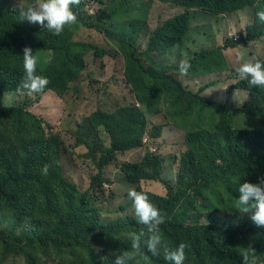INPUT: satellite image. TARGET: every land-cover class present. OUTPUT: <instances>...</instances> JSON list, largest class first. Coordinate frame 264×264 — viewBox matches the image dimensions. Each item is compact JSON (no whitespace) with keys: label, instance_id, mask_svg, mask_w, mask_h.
Returning a JSON list of instances; mask_svg holds the SVG:
<instances>
[{"label":"rangeland","instance_id":"obj_1","mask_svg":"<svg viewBox=\"0 0 264 264\" xmlns=\"http://www.w3.org/2000/svg\"><path fill=\"white\" fill-rule=\"evenodd\" d=\"M36 2L24 0L25 7ZM17 9L20 11L18 0H0V12ZM72 9L77 13V22L66 26L59 35L71 45L72 75L62 77L58 55L49 51L35 54L40 58L37 65L39 74L49 80L51 72H59L56 82L62 81L65 93L57 95L49 88L32 96H20L13 90L4 92L0 97L2 108L16 109L22 113L20 119L14 117V111L1 114L0 178H6L7 170L20 171L28 153L32 160H38L42 182L40 191L38 185L27 191L18 187V198L22 203L18 209H23L22 214L17 212L18 209L0 206V264H91L89 249L98 264H114V255L129 251L128 248L124 249L130 244L126 233L111 240L103 239V242H95L94 236L104 231L111 221L136 220L132 201L128 198L130 188L147 195L164 197L170 193L169 188L176 190L178 160L186 150V133L196 130L210 132L220 117L212 109L200 106L192 96L183 100L178 94H175V99L181 107H177L187 114L177 117L174 105L171 102L168 104L165 94L161 103L150 108L154 102L144 95L141 87L145 83L141 78L153 79L154 75L162 73L191 81L180 75L179 62L188 60L192 69L197 67L196 64L192 65L196 60L203 67H197L203 75L212 74L198 79V84L205 85L207 95L223 102L228 110L235 111L252 101L247 90L235 88L234 85L241 81L235 69L252 56L264 61V34L256 42H240L239 34L244 37L245 29L253 23L254 7L214 14L204 7H186L175 1L81 0L80 4L72 5ZM183 13L189 15L190 28L182 42L172 48L149 49V40L154 37V31ZM36 25L32 24V28H36ZM44 33L49 34L47 29ZM237 36L239 41L233 43L231 38L236 39ZM226 46L236 47L225 49ZM224 49L225 54L222 53ZM221 54L226 59V68L220 72H207L210 67H224ZM193 57L194 60L190 61ZM208 62L211 66L207 65ZM215 79H220V84L215 85ZM187 88L197 90L195 85ZM225 93H228L226 102L222 101ZM142 99L144 103L140 101ZM129 108L142 113L146 123L143 132L134 133L139 137H148L153 146L135 147L117 154L102 166L101 160L109 153L111 139L98 126V122H93L94 114L103 115L102 118L111 122L109 117ZM30 117L40 122L38 128L28 123L27 118ZM251 118L237 114L230 121L231 127L260 130L264 134V126H260L257 118ZM156 125H161L162 131L158 138L152 139L150 136L154 135L153 126ZM146 149L150 152L154 150L151 155L157 159L158 178L131 182L124 173L125 165L140 163ZM151 155L148 154L144 161ZM44 165L49 166L47 175L42 174ZM140 165H137L138 168ZM57 172L76 193L53 184L52 181L58 177ZM253 180L246 181L252 183ZM44 181L51 183L44 187ZM241 185L239 183L237 189L232 187L227 193L221 185L211 184L190 207L187 224L217 225L234 215L250 218L252 213L242 214L236 210L235 199H239L238 189ZM74 197L78 201L85 199L87 220L92 228L87 234L88 239L85 237L87 243L80 240L84 246L82 251L74 247L71 231L56 238L59 242L60 238L66 237L63 242L65 249L55 248L52 244L44 247L34 244L30 248L19 241L27 233L38 235L49 231L53 223L45 212L44 200L51 202L55 214L65 221V218L69 219L68 200ZM126 232L133 231L129 229ZM160 252L164 254L163 249ZM132 264H136V261H132Z\"/></svg>","mask_w":264,"mask_h":264},{"label":"trees","instance_id":"obj_2","mask_svg":"<svg viewBox=\"0 0 264 264\" xmlns=\"http://www.w3.org/2000/svg\"><path fill=\"white\" fill-rule=\"evenodd\" d=\"M158 2L175 1L189 7H204L214 14L237 12L249 7H254V20L252 25L245 29V36L239 34L241 42L255 41L264 34V24L257 18V12L264 10V0H156ZM189 15L178 14L166 22L161 28L154 31V37L149 40L148 48L152 51L158 47H174L180 44L188 31ZM38 29V31L36 30ZM32 28V24L20 23L19 10H9L0 12V97L4 92L15 91L24 78L23 69V49L29 47L33 54L42 52H52L58 55L61 63L59 68L63 75L71 76L73 70L70 65V43L67 39L44 33L39 27ZM204 55H207L204 53ZM221 58L224 60L222 54ZM194 58L191 60L193 61ZM264 62V61H263ZM203 68L200 62L193 61L192 65ZM208 66H211L209 62ZM192 67V71L197 69ZM209 71H222L224 67H210ZM66 69V70H65ZM37 75H40L38 70ZM59 72H51L50 85L44 89H52L57 95L65 93L62 81L57 79ZM138 78H141L138 77ZM145 83L144 95L153 100V108L162 102V95L174 105V114L179 117L187 114L182 112L181 106L175 99V94L180 95L183 100L192 96L197 103L206 108H213L219 114V120L210 131H189L185 135L184 145L186 150L181 153L178 160V175L176 176L177 189H170L166 197L160 195H148L149 200L162 213L165 222L160 225L163 245L169 249L177 247L181 242L189 245L186 249L185 264H242L241 253L243 247L251 244L257 255V264H264V227L258 228L252 221L248 222L247 217L234 215L217 225H192L187 224L186 216L190 207L197 202L202 193L211 184L221 185L228 193L233 188L237 189L239 183L251 180L252 184H258L259 177H264V134L260 130H237L231 127L230 121L236 114H243L259 120L260 126H264V87H254L247 80L239 81L235 88L247 90L252 98L249 104L244 105L241 110L228 112L223 107L207 102L182 89L181 84L170 75L158 73L153 79L141 78ZM67 82V81H66ZM150 82V83H148ZM142 103L144 99L140 100ZM180 106V107H177ZM160 108V107H158ZM188 110L186 107H182ZM12 112L14 117L20 119L21 114L16 109H4L0 105V117L4 112ZM103 115L94 114L93 122H98V126L110 136L111 147L108 155L103 158L101 165L108 164L117 154L127 152L135 147L143 148L153 146L148 137L137 136L134 131L143 132L146 123L143 114L135 108L125 109L116 113L115 116L106 121ZM31 126L39 127L40 122L33 118H27ZM18 124L20 122H17ZM43 123V121H42ZM27 124V122H25ZM95 124V123H93ZM178 127V126H177ZM154 135L150 137L156 139L160 136L161 125L153 126ZM41 134V130H40ZM147 150V149H146ZM153 154L146 151L140 163H127L124 173L131 182L139 180L157 179L158 163L156 156L144 161L147 155ZM144 161V162H143ZM149 161V162H148ZM140 165L138 168L137 165ZM152 166V167H151ZM20 171H5L6 178H0V206L7 209L17 210L22 207L21 199L18 198L20 186L24 191L33 188L35 185L41 187V178L38 160H32L27 153V161L23 162ZM58 177L52 181L55 186L66 187L73 193L76 191L66 183L57 172ZM51 181H44L43 186H47ZM94 186L97 183H93ZM47 198V196H45ZM45 198V199H46ZM49 199V198H48ZM50 201V199H49ZM224 201V200H223ZM45 212L48 219L52 221V226L47 233L38 235L27 233L20 237L21 242L30 248L36 244L39 247L52 244L53 247L65 249L64 240L60 238L67 232H72L71 238L75 248L80 251L84 246L80 240L87 243V234L92 231L88 223V210H85L86 202L82 198L78 201L75 197L68 200L69 211L65 221L56 215L52 203L44 200ZM87 208V207H86ZM17 212L22 214L23 209ZM200 226V227H198ZM142 227L137 220L129 218L122 221H111L104 231L94 236L95 242H103V239H113L128 231H138ZM88 239V238H87ZM90 242L89 244H92ZM131 250V244L124 246V249ZM88 257L91 264H98L92 250H88ZM150 264H171L164 259V254L151 257Z\"/></svg>","mask_w":264,"mask_h":264},{"label":"clouds","instance_id":"obj_3","mask_svg":"<svg viewBox=\"0 0 264 264\" xmlns=\"http://www.w3.org/2000/svg\"><path fill=\"white\" fill-rule=\"evenodd\" d=\"M80 2L81 0H37V2L33 5L25 7L24 0H18V8L20 9L19 20L20 23L27 22L34 25L38 24L39 26L36 25L35 27H39L40 29L45 28V30L47 29V32H52L58 36L63 32L66 26L75 24L77 22V13L73 11L72 5H78ZM256 15L259 22L264 24V10L257 12ZM189 28L190 27H188V31ZM231 40L233 43H237L239 41V37L237 36L236 39L231 38ZM258 40L259 39L255 41H248V43L256 42ZM236 46H226L225 49L235 48ZM225 49L222 51L223 54H225ZM224 60L226 62L225 57ZM39 62L40 58L33 54L31 48L25 47L23 49L24 78L16 89V93L18 95L32 96L36 93H42L49 84V80L46 77L36 74L37 65ZM190 69L191 64L188 60H180L179 73L181 76H187L190 72V75H200L198 78H196V80H198L199 78L201 79L202 77L204 78L212 75H203V72L198 69L195 71H189ZM235 71L241 81L247 80L248 83L254 87H264V62L260 61L257 57H250L245 62L239 64ZM207 72L213 73V71L209 70H207ZM174 78L181 84L182 89L186 92H189L190 94L195 95L207 102L215 103L223 107L228 112L233 113L236 111L228 110L223 105V102L214 99L210 95L209 96L211 98L205 97L202 95V90L191 91L183 84L182 81H179L176 77ZM217 83L218 81H215V85ZM202 89L205 90V85ZM226 96H228V93L224 94L222 101L226 102ZM229 96H231V94H229ZM210 109L215 111L213 108ZM250 120H254V118H251ZM172 126L175 129L182 130L180 127L175 125ZM143 147L146 148L145 145H143ZM48 168V165H44L42 168V174L47 175ZM238 191L240 196L239 199H235L236 210L242 214L252 213L250 218H247L248 222L252 221L258 228L264 227V177L260 178L258 184H252L248 182L243 183L239 187ZM128 198L132 201L137 223L142 227H140L138 231L126 233V238L131 244V250L123 251L119 255H114L115 253H113L115 256L114 264H132V261H136V264H150L151 257L158 256L161 249H163L164 259L166 261L171 262V264H185L186 249L189 247V245L181 242L173 249H169L167 246L163 245L160 225L165 222V218L160 210L150 202L148 195L144 192H138L134 188H130L128 190ZM133 219L134 218H132V220ZM241 257L242 264H257V255L251 244L247 247H243Z\"/></svg>","mask_w":264,"mask_h":264},{"label":"crops","instance_id":"obj_4","mask_svg":"<svg viewBox=\"0 0 264 264\" xmlns=\"http://www.w3.org/2000/svg\"><path fill=\"white\" fill-rule=\"evenodd\" d=\"M200 75H190V72L188 73L187 76H183L185 79L189 80L191 79V81H184L183 78L182 79H178L179 81H182L183 84L186 87H189L191 85H195L197 87V90H202V95H204L205 97L211 98L209 95H207V93L205 92V90H203V86L198 84V81L196 80V78H198ZM203 76V75H202ZM203 78V77H202ZM200 79V78H199ZM218 79H215V81H217ZM220 79L218 80V83L220 84ZM190 89V88H189ZM191 91H193L192 89H190Z\"/></svg>","mask_w":264,"mask_h":264}]
</instances>
